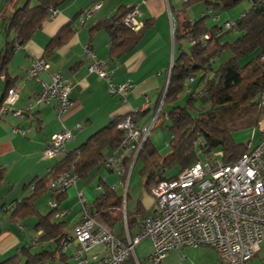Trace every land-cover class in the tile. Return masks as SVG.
I'll return each mask as SVG.
<instances>
[{
  "label": "crops",
  "instance_id": "obj_1",
  "mask_svg": "<svg viewBox=\"0 0 264 264\" xmlns=\"http://www.w3.org/2000/svg\"><path fill=\"white\" fill-rule=\"evenodd\" d=\"M244 1L246 6L238 11L239 15L234 21L250 8V0ZM183 2V0H62L55 7L50 5L32 36L21 45L15 46L10 60L0 69V100L8 88L16 86L19 89V97L13 108L22 111V115L6 112L0 117V168L5 170L3 180L0 182V262L13 254L22 255L24 261L29 255L40 252L42 248L54 251L56 244L52 241L45 242L42 248L35 244L34 240L41 235V231H35L34 226L41 216L55 208L57 211L53 222L61 224L64 231L70 232V235L73 234L71 227L80 221L83 206L87 205L97 222L117 237L125 235L126 227L129 236L138 234L143 220L154 212L155 199L151 194L152 187L145 184V178L140 173L144 166L141 158L138 157L134 161L126 159L124 164L128 169L125 173L107 170L101 165L103 160L118 153L114 143L104 144L97 150L92 146L94 152L90 151L91 146L86 148V157L87 153H91V158L95 160L90 166L83 168L75 184L69 186L67 190H53L47 182L46 185L38 187L37 195H33L31 185L34 181H40L53 166L70 153L77 151L113 119L139 112L136 123L143 124L155 116L164 97L160 98V95L162 92L165 94V90L168 89L171 76L169 70L174 58L182 51L189 53V48L195 40L202 43L204 40L203 35L196 39L190 34H187L186 39L179 38L184 27L193 26L195 21L204 16L207 17L206 25L211 27L218 24L224 30H226L224 22H234L230 18L222 21L218 11L219 9L227 11L230 7L212 6L206 0H193L188 6L200 2L205 5L206 11L204 9L200 12L201 16L196 17L192 14L191 17L190 13L186 12L188 6L182 10ZM94 3H99L100 7L92 15L86 16L84 11ZM25 4L33 8L39 5V1L0 0V64L5 46L16 38V33L9 27L8 21L13 16L14 8H20ZM135 6L140 12L137 19L142 23L135 31L146 24L139 41L131 47L113 48L110 33L100 24L101 21L114 16L121 7L129 10ZM51 7L58 9L54 17L49 12ZM210 16L213 23H210ZM58 36H61V39L59 37L55 46L46 52L48 43ZM206 40L205 44L210 43L209 45L216 42L214 39ZM185 41L188 43L187 48L183 46ZM91 54L105 61L104 67L110 73L113 82L128 81L132 84V88L123 97L119 94H110L105 83L88 72L87 65L92 59ZM38 57H46L50 63V72L61 73L69 83L71 106L62 119L57 117L51 103L34 104L46 76L31 79L27 76L26 70L32 60ZM200 76L201 73L197 72L193 77L186 79L182 94L172 105L165 104L164 111L181 106L177 102L182 100L184 94L189 96L190 93L196 92L201 87ZM29 104L31 108L28 107ZM164 119L165 123L168 122V115ZM63 127L71 130L74 137L67 141L64 150L57 154L58 156L47 158L43 153L51 135L61 131ZM14 128H19L23 133H14ZM260 134L257 126L236 131L232 134V139L233 142L246 144L248 149H251L257 145ZM148 138L160 155L170 152V135L167 140L169 150L163 153L151 140L150 133ZM199 150L196 152L198 161L204 158ZM135 169H138L136 176L133 175ZM170 171L173 174L169 176L167 172ZM178 171L180 169L176 167L164 170L163 174L165 177H172ZM79 193L83 195L84 203L81 202ZM105 193L107 197L104 198L107 202L97 209V204L104 199L102 196ZM27 198L30 199V206L20 207L18 203ZM51 202H56L58 206L52 208ZM17 205L20 207L19 212L12 214ZM6 207L11 208L12 212L6 210ZM60 209L66 210V213L58 215ZM29 230L34 231V234L31 235ZM73 245L61 251L63 255L60 256L58 253L54 259L43 264H74ZM134 249L135 256L141 264H154L150 258L153 252L150 238H144ZM104 253L102 246L94 247L86 255V264H91L95 257H101ZM127 260L125 264L129 262L135 264L133 256ZM220 262L215 250L204 246L170 249L156 264H220ZM248 264H264V248L256 252Z\"/></svg>",
  "mask_w": 264,
  "mask_h": 264
},
{
  "label": "built area",
  "instance_id": "obj_2",
  "mask_svg": "<svg viewBox=\"0 0 264 264\" xmlns=\"http://www.w3.org/2000/svg\"><path fill=\"white\" fill-rule=\"evenodd\" d=\"M99 3L88 7L84 14L92 15ZM54 17L58 9L50 8ZM137 8L131 7L124 15V25L137 30L142 24L138 21ZM224 28L234 27V23L224 22ZM204 40L209 39L205 34ZM92 55L88 72L105 83L111 94L122 97L132 88L128 81L115 83L105 69V61ZM172 66V65H171ZM46 57L32 60L27 76L40 79L46 76L42 89L37 93L34 104H52L56 115L62 119L70 108V86L61 73L50 72ZM19 89L12 86L0 100V117L6 112L22 115L20 109L13 108L18 99ZM143 124L136 123L130 115H124L116 127L121 131L120 144L116 155L104 160L107 170L125 173L126 159L134 161L146 141L149 132L156 127L158 112ZM264 109V92L260 101ZM31 108V104L28 105ZM79 126V125H78ZM260 139L253 148L248 149L234 162H224L221 151L204 152V158L177 172L175 176L158 179L152 186L151 194L155 199L154 212L147 216L138 234L117 237L109 229L100 225L90 214L87 205L83 206L82 218L72 226L73 234L67 238L61 251L73 245L72 256L76 264H86V255L94 247L102 246L105 253L95 257L91 264H125L133 256L135 264H141L135 256V246L144 238L152 241L151 260L159 263L170 249L181 247L213 248L224 264H248L254 254L264 248V119L259 123ZM13 132L23 133L19 128ZM74 137L71 130L63 127L51 135L43 155L53 158L62 152L68 140ZM72 170L55 177L50 187L65 191L77 181ZM80 200L84 203L81 193ZM52 208L58 206L51 202ZM6 210L11 208L6 207ZM66 210L60 209L58 215Z\"/></svg>",
  "mask_w": 264,
  "mask_h": 264
},
{
  "label": "trees",
  "instance_id": "obj_3",
  "mask_svg": "<svg viewBox=\"0 0 264 264\" xmlns=\"http://www.w3.org/2000/svg\"><path fill=\"white\" fill-rule=\"evenodd\" d=\"M37 1L39 5L33 8L28 4L14 8L13 16L10 17L8 23L9 27L15 31L16 38L5 46L0 69L10 60L15 46L25 42L40 26L48 7L50 5L55 7L62 0ZM183 1L182 10L193 2V0ZM206 1L209 5H221L223 8L233 7L240 3V0ZM250 3L248 11L233 22V28L224 30L218 24L210 27L206 25V16L195 21L193 26L187 25L183 28L179 38L186 39L187 34H190L196 39L209 33L210 41L214 39L216 42L209 45L210 43L205 44L207 40H203V43L195 40L189 48V53L182 51L174 58L168 89L164 94V101L156 122V127L168 128L171 150L169 153L160 155L152 147L148 137L144 141L138 157L144 163L140 173L145 178L146 185L152 187L158 180L156 178H164L163 173L166 169L178 167L182 170L196 163L198 149L203 155L204 152L220 150L223 161L227 163L236 161L239 156L248 151V145L233 142L232 134L236 131L255 128L264 118V109L260 105L262 92H264V0H250ZM127 11L128 9L121 7L114 16L100 23L109 31L113 48L135 45L145 29L146 24L138 31L127 28L123 23ZM233 29L238 37L230 42H221L224 33ZM176 33L177 30L174 34ZM59 37L61 39V36H58L48 43L46 52L55 46ZM227 51L231 53V56L215 67L214 60H218ZM197 72L201 73V87L196 92L190 93L184 106H174L164 111L165 104L172 105L182 94L185 80L193 77ZM162 96L163 92L160 98ZM138 113L125 115H130L136 122L139 119ZM167 115L168 122L165 123L164 118ZM123 117L113 119L107 126L92 135L88 142L81 145L77 151L70 153L53 166V169L40 181H34L31 185L33 195L38 194L36 193L38 187L46 185L47 182L50 184L55 177L71 170L78 176L83 168L90 166L95 158H91V153H87L86 157L85 149L89 146L92 152L95 151L92 146L97 150L108 143H114L115 149H118L121 131L116 124ZM103 162L104 160L101 165ZM4 173L5 170L0 168V182L3 180ZM102 197H107L106 193ZM29 201V198L23 199L18 205L20 207L30 206ZM105 202H107L105 198L101 199V202L97 204V209H100ZM19 206L14 207L12 214L19 212ZM10 211L12 212V209ZM56 211L57 208L41 216L34 226L35 231H41V235L34 240L35 244L42 248L45 242L52 241L56 244L54 251L42 248L40 252L29 255L24 261H22V255L13 254L0 264H43L54 259L58 253L60 256L63 255L62 245L67 238H71V235L70 232L64 231L61 224L53 222Z\"/></svg>",
  "mask_w": 264,
  "mask_h": 264
},
{
  "label": "rangeland",
  "instance_id": "obj_4",
  "mask_svg": "<svg viewBox=\"0 0 264 264\" xmlns=\"http://www.w3.org/2000/svg\"><path fill=\"white\" fill-rule=\"evenodd\" d=\"M245 6H246V2L244 0H242V1H240V3L238 5H236L234 7H230L229 10H227V11L219 9L218 11H219V14H221V20L225 21V20H228L230 18V20L234 21L236 19V17L239 15L238 11L241 10L242 7L244 8ZM205 8L206 7L203 3H200V2L194 3V4H192L186 8V12L190 13L191 17H192V14H193V16L198 17V16H201L200 12H202ZM205 11H206V9H205ZM210 21H211L210 23H213L211 16H210ZM223 36L224 37H222L221 40L222 41H228V42L233 41L236 37H238V35L234 31V29L230 30L227 33H224ZM183 46L185 48H187L188 43L186 41L183 42ZM229 56H231V53L229 51L225 52L221 57H219L217 62L214 63V66L216 67L219 65V63L224 62ZM187 97H188V95L184 94L182 100H179V102H177V104L184 106L185 105L184 102H185ZM149 133H150L151 140H153V142L156 144V147L158 148V150H160V152H162V153L168 152L169 149H168V145H167V140L169 139V135H170L168 128L167 127H157L154 130H151ZM56 156H58V155L56 154ZM200 156H201V158L203 157L202 155H200ZM137 170L138 169H135L133 175H135V176L137 175ZM172 174H173L172 171L167 172V175H169V176ZM29 232L31 233V235L34 234V231H32V230H29ZM74 264H76L75 261H74ZM220 264H224V263H222V261H221Z\"/></svg>",
  "mask_w": 264,
  "mask_h": 264
},
{
  "label": "clouds",
  "instance_id": "obj_5",
  "mask_svg": "<svg viewBox=\"0 0 264 264\" xmlns=\"http://www.w3.org/2000/svg\"><path fill=\"white\" fill-rule=\"evenodd\" d=\"M172 65H173V63H172ZM171 67H172V66H170L169 74H170V72H171ZM165 92H166V90H165ZM163 96H164V94H163ZM162 98H163V97H162Z\"/></svg>",
  "mask_w": 264,
  "mask_h": 264
}]
</instances>
